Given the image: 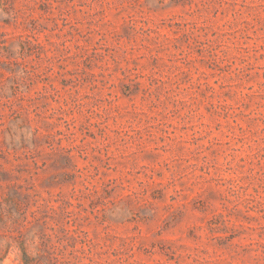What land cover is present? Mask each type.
Instances as JSON below:
<instances>
[{"label":"rangeland","instance_id":"1","mask_svg":"<svg viewBox=\"0 0 264 264\" xmlns=\"http://www.w3.org/2000/svg\"><path fill=\"white\" fill-rule=\"evenodd\" d=\"M0 264H264V0H0Z\"/></svg>","mask_w":264,"mask_h":264}]
</instances>
